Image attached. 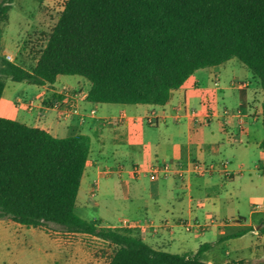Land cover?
I'll return each mask as SVG.
<instances>
[{
  "label": "trees",
  "instance_id": "1",
  "mask_svg": "<svg viewBox=\"0 0 264 264\" xmlns=\"http://www.w3.org/2000/svg\"><path fill=\"white\" fill-rule=\"evenodd\" d=\"M15 1H0V99L7 80L42 86L80 76L91 103L164 106L197 70L235 58L259 80L264 128V0H66L31 69L3 54ZM90 153L87 135L58 138L0 118V219L94 236L113 246L109 264H206L204 246L193 255L159 251L134 229L79 217Z\"/></svg>",
  "mask_w": 264,
  "mask_h": 264
},
{
  "label": "crops",
  "instance_id": "2",
  "mask_svg": "<svg viewBox=\"0 0 264 264\" xmlns=\"http://www.w3.org/2000/svg\"><path fill=\"white\" fill-rule=\"evenodd\" d=\"M2 46L3 54L9 56L10 53L4 51L3 39ZM234 60L197 70L181 88L170 93V99L164 106L116 104L109 107L107 104L91 103L87 100L90 83L85 79L78 80L73 90L81 95L77 99L80 111L88 114L94 109L97 112L95 116H86L84 121L76 116L69 119L59 116L56 105L63 100L64 90H71V83L63 82L61 76L54 84H28L29 87L23 89L8 87L7 80L0 99V118L42 129L58 138L78 134L90 137L91 153L76 203V208L81 210L80 215L76 214L82 219L100 221L101 227L106 228L130 226L145 243L159 251L193 255L204 246L201 260L206 264H261L264 259V210L254 204L246 217L240 212L241 203L229 200L234 195L241 196L264 185V168L262 176H258L254 183L248 181L246 174L251 177V173L259 171V166L252 163L248 151L242 159L234 157V161L215 160L213 157V152H218L225 139L242 143L244 138L250 137L251 128L256 125L253 122L260 120L262 125L263 92L259 80ZM37 61L38 58L32 67ZM190 80H193L191 90L185 87ZM234 83L244 86L237 87ZM198 91L203 94L200 111H205L203 105L206 104L213 117L208 122L207 132L198 130L193 135L192 119L188 113L195 110L190 108L191 95ZM236 91L244 92V95ZM224 109L239 112L240 117H226L222 113ZM151 114L159 118L155 125H149L151 128L158 129L163 125V129L159 128L160 137L155 140L140 128V121ZM111 120L114 123L110 126ZM170 122L172 125H169ZM220 123L229 132L222 134L219 142L216 129ZM107 130L119 132L121 140L118 142L133 147L136 153L131 158L136 159L134 162L124 164L122 161L108 162L97 158L92 148L93 137L100 142L101 151L107 147L104 136ZM263 139L264 134L251 145L246 142L249 144L246 150H262L260 144ZM150 147L155 149V159L148 157ZM260 157L264 160L263 150ZM192 160L207 164L226 162L232 177L227 179L218 171L210 176L187 174L183 180L168 177L152 181L147 175L134 178L131 174L133 166L148 170L157 162L177 167L188 165ZM224 190L228 194L226 199L222 195ZM118 194L128 202L127 218L94 217L90 203L92 198L98 196L101 200H114ZM94 206L100 207L101 203L95 202ZM237 219H241L240 222L220 225L221 222ZM198 225L207 227L200 230ZM27 228L33 230L32 234L44 231L55 239L60 248H70L74 264L110 263L113 246L94 236L68 232L64 237H55L47 228ZM246 228L254 230L237 236ZM255 234L258 236L254 237ZM91 239H96L101 249L91 248Z\"/></svg>",
  "mask_w": 264,
  "mask_h": 264
},
{
  "label": "rangeland",
  "instance_id": "3",
  "mask_svg": "<svg viewBox=\"0 0 264 264\" xmlns=\"http://www.w3.org/2000/svg\"><path fill=\"white\" fill-rule=\"evenodd\" d=\"M1 1V0H0ZM66 0H16L13 3V8L9 13V22L6 25L4 33V51L8 52L13 61L21 64L27 69H31L39 57V51L44 45L46 34L51 30L56 23ZM17 48H20L18 51ZM17 55L14 58L13 55ZM6 57V55H4ZM234 61H237L235 59ZM242 66V64H240ZM243 69L248 72L249 70L242 66ZM250 73V72H248ZM63 82L71 83V90L75 88L77 81L83 79L80 76H61ZM194 79V78H193ZM203 79V78H200ZM255 79H257L255 77ZM258 80V79H257ZM192 81L186 84V88L191 90ZM8 87H15L23 89V87H29L25 83H15L8 80ZM32 87V86H31ZM240 95H244V92H235ZM232 95V94H228ZM203 100V94L201 92H193L191 95L190 108L200 111ZM109 107H115L116 104H107ZM113 121H109V125H113ZM251 128V135L248 139H243L242 143H236L233 140H227L221 142L218 148V152H213L215 160L227 159L234 161V157L242 159V156L248 151L252 163L259 166V171L251 173V177L246 174L248 181L256 183L258 176H262L264 168V160L260 157L262 150L248 148V145L252 144L256 139L264 134V128L261 125V121L253 122ZM169 125H172L171 122ZM210 123H205L202 119L198 121L192 120L191 133L201 130L207 132ZM140 128L147 132L153 140L160 137L159 128L163 129V125L157 128H151L145 120L140 121ZM224 124H219L216 129L217 139L221 138V135H227L229 132L226 130ZM105 144L106 148L101 150L100 142L96 141L93 137L92 148L100 160H107L108 162L122 161L124 164H130L134 162L131 158L135 155L133 147L127 143H119L121 140L119 132L105 131ZM221 139H219L220 142ZM195 142V140H193ZM246 142H249L246 143ZM154 147H150L148 151L150 155L148 157L155 159ZM104 158V159H102ZM161 160V157H159ZM106 161V162H107ZM136 162V161H135ZM229 189V188H228ZM223 198H227L225 190L222 192ZM234 202H240V212L243 216H248L250 206L258 204L260 209L264 210V185H261L257 190L250 191L244 195H234L232 200ZM95 202L101 203L100 207H96ZM93 207L94 217H103L109 219L112 216L116 218H127L126 206L128 202L124 201L118 194L114 200H101L100 197H95L90 200ZM78 215L81 214L80 208L75 209ZM47 230L55 237H64L68 232L60 225L48 224ZM33 230L13 222L9 218L0 219V264H74V255L70 248H60L55 239L46 234L44 231H37L36 234H32ZM258 235L255 234L254 237ZM91 248L101 249V244L96 239L89 240ZM106 256V255H104ZM261 264H264V259Z\"/></svg>",
  "mask_w": 264,
  "mask_h": 264
},
{
  "label": "built area",
  "instance_id": "4",
  "mask_svg": "<svg viewBox=\"0 0 264 264\" xmlns=\"http://www.w3.org/2000/svg\"><path fill=\"white\" fill-rule=\"evenodd\" d=\"M7 60L13 62V59L11 56H6ZM215 85L218 86V83ZM237 87H243L244 84L242 83H234ZM80 94L77 93L75 90H64L63 92V100L59 103H57L56 108L58 110V114L61 118H67L76 116L79 118L80 121H84L86 116H95L96 110H90L88 114L82 113L79 109V106L77 104V99L80 98ZM81 99H86L85 97ZM203 108H205V111H198L193 110L188 113L190 118L194 121H198V119H202L205 123H208L211 118L213 117L212 113H210L208 106L206 104L203 105ZM223 115L226 117H232L237 116L240 117L239 112H232L228 109L223 110ZM158 117L155 114H151L148 117L145 118L146 122L149 125H155L156 120L158 121ZM222 172L224 176L227 179H231L232 172L228 170L227 163L221 162L220 164L215 163H202L196 160L190 161L188 165H179L177 167H174L170 163L166 162H157L153 164L148 170L140 167V166H133L131 169V174L134 178H140L144 175H147L148 178L152 181H158L161 179H165L168 177H174L179 180H183L187 174H193L195 176H210L216 172ZM107 173V171H106ZM241 219L233 220V221H224L221 222L220 225L226 226L228 224L240 222ZM163 226H167L166 224H163ZM207 225H198V228L200 230L206 228ZM130 228V226H129Z\"/></svg>",
  "mask_w": 264,
  "mask_h": 264
}]
</instances>
